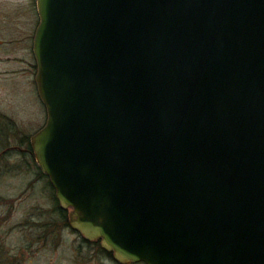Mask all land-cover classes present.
Returning <instances> with one entry per match:
<instances>
[{
  "label": "water",
  "instance_id": "water-1",
  "mask_svg": "<svg viewBox=\"0 0 264 264\" xmlns=\"http://www.w3.org/2000/svg\"><path fill=\"white\" fill-rule=\"evenodd\" d=\"M31 135L69 224L120 264H264V0H36Z\"/></svg>",
  "mask_w": 264,
  "mask_h": 264
},
{
  "label": "rangeland",
  "instance_id": "rangeland-1",
  "mask_svg": "<svg viewBox=\"0 0 264 264\" xmlns=\"http://www.w3.org/2000/svg\"><path fill=\"white\" fill-rule=\"evenodd\" d=\"M38 22L36 0H0V150L10 136L26 148L47 119L35 82ZM11 159L12 171L0 160V264H118L101 241H86L69 226L70 209L59 208L26 150Z\"/></svg>",
  "mask_w": 264,
  "mask_h": 264
},
{
  "label": "flooded vegetation",
  "instance_id": "flooded-vegetation-1",
  "mask_svg": "<svg viewBox=\"0 0 264 264\" xmlns=\"http://www.w3.org/2000/svg\"><path fill=\"white\" fill-rule=\"evenodd\" d=\"M11 138L14 139V141H9V144L8 146H5L2 150H0V160L2 157L6 158L8 160L6 166L8 167L7 170L9 171H12L15 167L16 164H13V161L11 162L10 159L12 156L16 155L17 153V150L20 149V150H26L27 153L31 156V158L34 160L35 159V155H34V152H33V148H32V145H31V136L30 138L28 139V142H27V145H26V148H21V147H18L17 146V143H16V137L15 136H10V140H12ZM27 140V139H26ZM25 140V141H26ZM1 140H0V148H1ZM10 157V158H9ZM12 160V159H11ZM36 160V159H35ZM2 165V164H1ZM39 166V165H38ZM39 169H40V175L42 176V178H45V181L48 182V184H46V186L49 188V190L51 191L52 195H53V198L56 199V201L58 202V205H59V208L62 209V210H66L68 211L67 209H63L61 206H60V203L56 197V190L55 188L53 187V185L51 184V181H50V178L42 171V169L40 168L39 166ZM45 183V182H44ZM69 220V219H68ZM68 224H69V221H68ZM70 226V224H69ZM71 227V226H70ZM72 228V227H71ZM73 229V228H72ZM74 230V229H73ZM75 232H77L80 236H82L84 239L85 237L83 236V234H81L79 231H76L74 230ZM86 241H89V242H100V240H87L85 239ZM100 245H101V242H100ZM108 253H111V252H108ZM112 254V253H111ZM113 256V255H112ZM120 264V263H118ZM129 264H135V263H129Z\"/></svg>",
  "mask_w": 264,
  "mask_h": 264
}]
</instances>
